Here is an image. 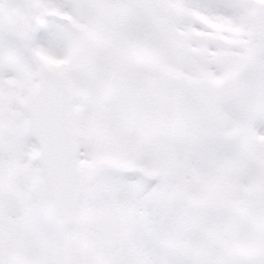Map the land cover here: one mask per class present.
Instances as JSON below:
<instances>
[{
    "label": "snow or ice",
    "instance_id": "6c2138e0",
    "mask_svg": "<svg viewBox=\"0 0 264 264\" xmlns=\"http://www.w3.org/2000/svg\"><path fill=\"white\" fill-rule=\"evenodd\" d=\"M0 264H264V0H0Z\"/></svg>",
    "mask_w": 264,
    "mask_h": 264
}]
</instances>
